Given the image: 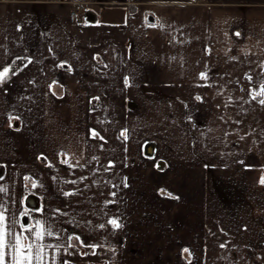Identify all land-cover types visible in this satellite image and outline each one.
<instances>
[{"label":"crops","instance_id":"0c3cea01","mask_svg":"<svg viewBox=\"0 0 264 264\" xmlns=\"http://www.w3.org/2000/svg\"><path fill=\"white\" fill-rule=\"evenodd\" d=\"M262 62L264 0H0V69L17 71L0 84V183L10 209L44 219L60 208L69 213L61 220H91L56 224L85 244L102 239L93 226L120 218L98 255L65 256L71 264H264L250 243L211 238L224 229L209 227L216 176L259 170L264 179V107L238 99H249L241 87L264 79ZM59 153L83 167L62 164ZM81 176L88 179L64 183ZM77 188L82 194L61 193ZM105 199L116 203L104 207Z\"/></svg>","mask_w":264,"mask_h":264},{"label":"snow or ice","instance_id":"6c2138e0","mask_svg":"<svg viewBox=\"0 0 264 264\" xmlns=\"http://www.w3.org/2000/svg\"><path fill=\"white\" fill-rule=\"evenodd\" d=\"M147 19V18H146ZM149 27H156V24H149ZM239 36V33H236ZM209 54H211V50H208ZM17 59H21L17 57ZM231 59L235 60L236 57H232ZM31 61H29L30 63ZM14 63V62H13ZM25 67L27 65H24ZM64 65H61L63 67ZM107 67V65H105ZM261 68V76L264 77V62L260 64ZM17 74L16 70H13L11 65L3 66L0 69V84L6 83L10 75L14 76ZM198 79L202 81H207L209 79L208 72L202 71L198 75ZM249 85L253 83L254 77L249 73L246 72L243 76ZM125 85L128 84L127 78H125ZM198 87H208L211 85L208 84H199ZM240 91L242 93H246L249 99L245 100L244 96L239 97L238 99L243 101L244 103H252L255 102L261 107H264V79H261L260 83L256 87H249L248 89H244L241 87ZM223 95V93H219ZM93 99H99L95 97ZM196 100L202 101V97L197 95L195 97ZM234 103L232 97H228L227 101L224 104V107H229L231 104ZM219 107V105H218ZM14 117L9 116V126L12 127L11 120ZM15 119H19V117H15ZM223 120L224 117H221ZM236 124L241 123L240 121H233ZM255 132L253 129L251 132L245 133V136L252 135ZM230 133L225 132V135H229ZM261 135H264V130H261ZM119 137H122L124 140L128 139L127 129H124L120 132ZM118 137V138H119ZM90 138L91 139H99L102 143L99 144V147L103 149L104 144L107 141L104 140V137L100 135L95 129L90 130ZM244 139V136L240 137ZM58 155H62L65 159L61 160L62 164L68 165L69 168H75L80 165L79 161L76 164L70 163L69 159L67 158V153H59ZM38 159L46 160V157H38ZM93 161H98V158L93 156L91 158ZM53 165L49 162L46 167H52ZM103 171L107 172L112 167H114L111 161L108 162L106 166H102ZM100 169H96L98 172ZM95 175V173H93ZM5 179L4 175H0V181ZM87 176H81L79 180H65L64 183L66 184H73L76 185L78 183H82L83 181L87 180ZM25 181L32 180V177L25 176ZM53 180H56V177H53ZM93 184H97L98 181L93 180ZM105 183H111V181H105ZM261 183H264V179L261 180ZM37 182L32 180V187L36 188ZM113 188H116V184L111 185ZM123 186L127 187L126 178L123 182ZM85 188H90L89 185H85ZM8 193L9 188L6 184L0 183V264H71L68 259H65V256H72L75 254H79L81 256H96L99 254L98 250L105 248L104 241L106 237H103V232L107 230L110 226L112 232L119 230L123 227L122 223L120 222V218L117 217H109L106 222L98 223L93 226V231H100L101 232V241L99 243H92V244H85L81 237L75 233L67 234L66 237L62 235V233H67L66 228H57L56 224H73L75 222V226L77 227H89L92 226L91 220H86L83 224L80 221L75 220V216L70 219H63L61 220L60 217H69V213L65 210L60 208L53 209L52 215L50 218L44 219H37L31 215L30 210L23 209L14 211L10 209L9 202H8ZM61 193L64 197H74L77 195L82 194V190L77 188L74 191H65L61 189ZM103 195V193H101ZM110 196L116 197L117 193L112 191L109 193ZM13 204L16 203L15 200L12 201ZM91 206V200L88 201ZM116 203L115 199H105L104 207H107L110 204ZM94 210L95 206H91ZM41 213H43V208L39 209ZM100 212L103 216H107V212L104 211L102 207ZM28 217L29 223H24L23 218ZM75 240L78 242L79 248H88L91 249L90 252H79L77 245L73 244L72 241ZM58 241V242H53ZM224 247V245H221ZM70 249L72 251H70ZM115 251L114 249H111ZM184 251H188L185 249Z\"/></svg>","mask_w":264,"mask_h":264},{"label":"rangeland","instance_id":"374dc122","mask_svg":"<svg viewBox=\"0 0 264 264\" xmlns=\"http://www.w3.org/2000/svg\"><path fill=\"white\" fill-rule=\"evenodd\" d=\"M261 177L259 170L242 174L222 171L216 176L211 193L215 196L213 200L217 211L211 216L209 227L217 224L219 230L224 229L212 233L211 238L247 241L264 260V183H261ZM209 211L212 212L211 206Z\"/></svg>","mask_w":264,"mask_h":264},{"label":"built area","instance_id":"2783aa9c","mask_svg":"<svg viewBox=\"0 0 264 264\" xmlns=\"http://www.w3.org/2000/svg\"><path fill=\"white\" fill-rule=\"evenodd\" d=\"M83 11H84V7H83L82 4H79L77 7H75V8L72 10V17H73V19H76L77 16L80 15ZM125 107L127 108L126 105H125ZM128 109L131 110V111L135 110V108H132V107H130V106H129ZM140 155H141V156H144V155H145L143 150L140 151Z\"/></svg>","mask_w":264,"mask_h":264},{"label":"water","instance_id":"95a60500","mask_svg":"<svg viewBox=\"0 0 264 264\" xmlns=\"http://www.w3.org/2000/svg\"><path fill=\"white\" fill-rule=\"evenodd\" d=\"M34 207H37V205H35ZM25 223H26V221H25Z\"/></svg>","mask_w":264,"mask_h":264},{"label":"trees","instance_id":"16d2710c","mask_svg":"<svg viewBox=\"0 0 264 264\" xmlns=\"http://www.w3.org/2000/svg\"><path fill=\"white\" fill-rule=\"evenodd\" d=\"M27 224V223H26Z\"/></svg>","mask_w":264,"mask_h":264}]
</instances>
